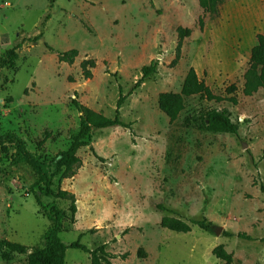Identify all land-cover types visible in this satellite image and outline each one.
I'll list each match as a JSON object with an SVG mask.
<instances>
[{
	"label": "rangeland",
	"instance_id": "1",
	"mask_svg": "<svg viewBox=\"0 0 264 264\" xmlns=\"http://www.w3.org/2000/svg\"><path fill=\"white\" fill-rule=\"evenodd\" d=\"M259 36L264 0H217L214 11L200 0H0V56H19L0 71L2 131L45 163L56 192L75 197L74 216L71 201H57L68 215L63 242L105 246L110 264H226L214 255L220 246L232 264H264V88L244 94ZM71 50L74 62L60 61ZM153 62L156 74L139 84ZM191 69L221 100L186 98L171 122L159 98L180 93ZM121 97L130 128L94 130L73 172L51 177L80 130L75 102L113 118ZM213 110L228 111L239 134L202 131L199 117ZM34 183L14 149L0 148V241L30 251L46 247L51 226ZM165 217L211 228L177 233L161 226ZM66 264L93 257L70 249Z\"/></svg>",
	"mask_w": 264,
	"mask_h": 264
},
{
	"label": "trees",
	"instance_id": "2",
	"mask_svg": "<svg viewBox=\"0 0 264 264\" xmlns=\"http://www.w3.org/2000/svg\"><path fill=\"white\" fill-rule=\"evenodd\" d=\"M201 6L207 11H214L217 0H200ZM182 32V31H181ZM78 52L71 50L60 55V61L72 64L77 57ZM19 56L15 51H8L5 55L0 56V71L4 68H11L18 60ZM93 62L85 63L84 65ZM157 63L153 62L150 66L143 69V78L140 83L149 79L157 72ZM90 73H87L89 76ZM261 88H264V36L258 37V45L252 50L251 64L245 76L244 94L252 96ZM200 96L208 101H220L221 98L215 96L212 91L202 82L194 69H191L185 79L182 90L178 94L167 93L162 94L159 98L160 110L174 122L178 119L180 113L184 110L186 98ZM126 98L121 97L117 103L116 114L113 118L105 117L93 112L92 110L82 107L75 102L81 116V126L79 132L73 137L72 143L68 150L59 154L53 161L54 174L61 172H73L75 166L80 163L78 152L86 147H90V140L94 130H104L110 128L121 127L129 129L130 126L122 120L121 108ZM233 103H237L236 99H232ZM202 131L220 134L238 135L240 125L231 119L228 111L213 110L206 115L199 117ZM0 148L3 153H8L10 149H14L15 155L23 164L27 165L35 176V183L32 185L33 195L37 205L44 213L51 226L46 234V247L44 249H30L24 245L10 242L0 241V256L6 261H10L14 256H26L27 264H66L67 251L70 249L80 250L90 254L93 257V264H110V260L115 258L114 255L106 251L105 246L98 247L95 250L89 249L78 239L75 242L66 244L60 238L64 227V221L67 219V212L61 209L57 203L61 201H71V213L74 216L77 212L75 197L67 191L56 192L52 188V183L48 182V171L45 163L38 159L28 149L25 141L16 133H3L0 122ZM91 151L95 153L91 147ZM37 190V191H36ZM39 192H42L41 194ZM43 196L51 199L46 203ZM159 209L163 211L173 212L159 205ZM161 226L170 231L177 233H190L193 227H198L202 231H209L211 223L207 220H190L184 221L181 218L165 217L162 219ZM228 237H234L231 233H226ZM241 239H248L245 234H238ZM214 255L226 264L233 263V256L228 254L222 246L214 251Z\"/></svg>",
	"mask_w": 264,
	"mask_h": 264
}]
</instances>
